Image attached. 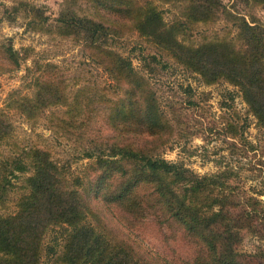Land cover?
I'll return each mask as SVG.
<instances>
[{
	"label": "trees",
	"instance_id": "16d2710c",
	"mask_svg": "<svg viewBox=\"0 0 264 264\" xmlns=\"http://www.w3.org/2000/svg\"><path fill=\"white\" fill-rule=\"evenodd\" d=\"M160 1L183 2L182 20L187 23L204 22L215 13L229 16L236 28V42L210 40L193 47L183 45L176 37L177 26H183L184 21L167 26L154 6L137 0H109V4L100 2L97 7L134 19L133 27L148 42L205 82L218 78L231 82L264 127V20L229 12L221 0ZM243 1L264 4V0ZM76 2L64 0V6L47 24L37 9L28 10H33L32 22L39 29L46 27V31L83 42L90 59L113 81L115 95L107 104V119L114 132L82 148L83 156L91 160L70 180L46 150L33 148L26 153L31 171L24 178L26 193L16 201L14 212L0 215V264H38L45 247L42 238L54 226L64 231L58 251L45 247L55 264H166L127 239L111 238L100 218L102 204L116 209L129 228L153 215L157 224L173 232L179 230L192 246L190 264H264V250L247 253L238 248L243 229L264 238V205L226 190L223 172L198 177L180 163L151 154L163 145L171 126L144 76L126 57L109 48L115 27L77 15L72 6ZM1 55L0 71H6L19 66L24 50L5 44ZM40 67L31 80L33 94L28 97L13 91L6 106L32 118L48 106L65 104L66 118L56 120L66 135L81 136L84 120L90 116L77 122L79 100L75 97L66 102L63 81L57 75H46L52 64ZM11 131L12 124L0 110V140ZM138 135L150 146L137 144L134 140ZM12 165L17 171L26 169L15 160ZM3 193L0 184V197Z\"/></svg>",
	"mask_w": 264,
	"mask_h": 264
},
{
	"label": "rangeland",
	"instance_id": "374dc122",
	"mask_svg": "<svg viewBox=\"0 0 264 264\" xmlns=\"http://www.w3.org/2000/svg\"><path fill=\"white\" fill-rule=\"evenodd\" d=\"M137 1L154 6L167 26H177V21H184L183 2ZM100 2L109 4V0H77L72 6L77 15L115 27L109 48L126 57L133 69L147 80L161 114L171 126L163 145L151 154L180 163L198 177L223 172L226 190L241 197H252L264 205V127L249 112L237 87L225 78L205 82L199 74L148 42L133 27L134 19L99 9L97 4ZM221 2L227 11L235 14L238 11L245 19L264 20L263 3ZM62 6L64 0H0V62L4 61L3 45L24 50V58L17 68L0 71V110L12 124L10 135L0 140V184L4 192L0 197V215L14 212L16 201L26 193L24 178L31 173L26 153L30 149L46 150L49 158L62 167L70 180L91 160L83 156L82 148L114 132L107 119V104L115 95L113 81L90 59L83 42L53 30L46 31V27L39 29L32 22L33 10L41 12L47 24ZM177 28L176 39L191 47L210 40L236 42L232 19L222 13H215L204 22L184 21L183 26ZM44 63L53 66L47 76L57 75L63 81L61 89L66 102L70 103L75 97L79 100L77 122L90 116L84 120L81 136L66 135L62 123L56 120L66 118L64 112L68 106L65 104L48 106L32 118L6 106L13 91L28 97L33 94L35 88L31 80ZM101 88V95L97 96ZM140 137L138 135L134 141L150 146ZM90 138L92 142H89ZM14 160L26 169L15 170ZM102 205L100 218L111 238L127 239L146 255L156 256L166 264H190L192 246L179 230L173 232L165 225L157 224L153 215L129 228L123 224L116 209ZM63 234L61 227H50L42 238V245L58 251ZM240 234L239 250L247 253L264 250V238L245 229ZM45 247L38 264H55Z\"/></svg>",
	"mask_w": 264,
	"mask_h": 264
}]
</instances>
